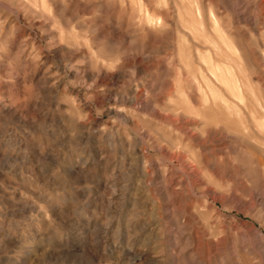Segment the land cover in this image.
<instances>
[{"label":"rangeland","instance_id":"374dc122","mask_svg":"<svg viewBox=\"0 0 264 264\" xmlns=\"http://www.w3.org/2000/svg\"><path fill=\"white\" fill-rule=\"evenodd\" d=\"M0 264H264V0H0Z\"/></svg>","mask_w":264,"mask_h":264}]
</instances>
